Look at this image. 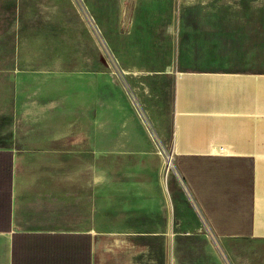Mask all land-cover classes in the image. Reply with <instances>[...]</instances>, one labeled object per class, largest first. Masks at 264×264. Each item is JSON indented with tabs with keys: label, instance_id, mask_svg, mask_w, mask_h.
I'll use <instances>...</instances> for the list:
<instances>
[{
	"label": "rangeland",
	"instance_id": "374dc122",
	"mask_svg": "<svg viewBox=\"0 0 264 264\" xmlns=\"http://www.w3.org/2000/svg\"><path fill=\"white\" fill-rule=\"evenodd\" d=\"M255 28L264 56V0H0V143L41 181L69 184L78 225L154 232L176 205L183 228L208 234L175 174L191 192L168 73L177 47L182 67L237 69ZM207 263L183 246V264Z\"/></svg>",
	"mask_w": 264,
	"mask_h": 264
},
{
	"label": "crops",
	"instance_id": "0c3cea01",
	"mask_svg": "<svg viewBox=\"0 0 264 264\" xmlns=\"http://www.w3.org/2000/svg\"><path fill=\"white\" fill-rule=\"evenodd\" d=\"M79 9L97 29L82 4ZM245 36L254 44L242 50L237 69L198 61L182 67L177 47L175 71L168 73L173 151L211 235L196 225L183 228L176 205L159 215L154 232L78 225L69 184L41 181L23 170L16 147L0 143V264H183V246L207 264H264L262 30Z\"/></svg>",
	"mask_w": 264,
	"mask_h": 264
},
{
	"label": "built area",
	"instance_id": "2783aa9c",
	"mask_svg": "<svg viewBox=\"0 0 264 264\" xmlns=\"http://www.w3.org/2000/svg\"><path fill=\"white\" fill-rule=\"evenodd\" d=\"M85 21H86V20H85ZM86 22H87V21H86ZM87 24H88L89 28L93 31V33H94V35H95V37H96V39H97V41H98V44L100 45L101 49H103V50L105 51L106 55L110 58V60L112 61V63H113L114 65H116V63H115V61H114V59H113V57H112V54L110 53L109 49L107 48V46H106L105 43L103 42L102 37H101L100 34L98 33V31H97V29L95 28V26L93 25V23L90 21V19H89V21L87 22ZM162 148H163V147H162ZM163 150H164V149H163ZM183 188H184L185 192L187 193L189 200L191 201V203L193 204V206H194L195 209L197 210V212H198L200 218L203 220L204 224L207 226V228H208V230H209V233L211 234V230H210V228H209V226H208V223L206 222V220L204 219V217H203L202 214L200 213V211H199V209H198V207H197V205H196V203H195V200H194V198H193V196H192V193L187 189L185 183L183 184Z\"/></svg>",
	"mask_w": 264,
	"mask_h": 264
},
{
	"label": "water",
	"instance_id": "95a60500",
	"mask_svg": "<svg viewBox=\"0 0 264 264\" xmlns=\"http://www.w3.org/2000/svg\"><path fill=\"white\" fill-rule=\"evenodd\" d=\"M133 100L136 102L135 98L133 97ZM137 104V103H136ZM161 146V145H160ZM162 148V147H161ZM163 149V148H162ZM164 151V150H163ZM165 152V151H164ZM175 174L177 175L178 179L180 180L181 184L183 185L184 182L183 180L180 179V176L178 175V173L175 171Z\"/></svg>",
	"mask_w": 264,
	"mask_h": 264
},
{
	"label": "bare ground",
	"instance_id": "6f19581e",
	"mask_svg": "<svg viewBox=\"0 0 264 264\" xmlns=\"http://www.w3.org/2000/svg\"><path fill=\"white\" fill-rule=\"evenodd\" d=\"M169 165L172 167L173 163H172V159L169 157Z\"/></svg>",
	"mask_w": 264,
	"mask_h": 264
}]
</instances>
